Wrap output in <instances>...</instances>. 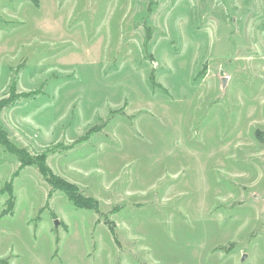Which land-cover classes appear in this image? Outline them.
Here are the masks:
<instances>
[{
	"label": "rangeland",
	"instance_id": "rangeland-1",
	"mask_svg": "<svg viewBox=\"0 0 264 264\" xmlns=\"http://www.w3.org/2000/svg\"><path fill=\"white\" fill-rule=\"evenodd\" d=\"M12 96L99 210L0 145V264H264V0H0Z\"/></svg>",
	"mask_w": 264,
	"mask_h": 264
},
{
	"label": "trees",
	"instance_id": "trees-1",
	"mask_svg": "<svg viewBox=\"0 0 264 264\" xmlns=\"http://www.w3.org/2000/svg\"><path fill=\"white\" fill-rule=\"evenodd\" d=\"M14 96L8 99L0 100V112L4 109L10 107L14 103ZM0 145H3L7 150H9L15 157L18 158L20 165L22 167H30L32 165L36 166L40 173L44 176L45 180H47L53 188H56L65 194L68 195L71 202L77 209H86L92 211H98V202L97 200H91L90 198H86L81 194L79 189L68 182L65 179L57 177L49 164H47V154H37L35 156H31L26 152V150L22 148L15 147L11 141L8 139V136L5 135V132L0 130Z\"/></svg>",
	"mask_w": 264,
	"mask_h": 264
},
{
	"label": "water",
	"instance_id": "water-1",
	"mask_svg": "<svg viewBox=\"0 0 264 264\" xmlns=\"http://www.w3.org/2000/svg\"><path fill=\"white\" fill-rule=\"evenodd\" d=\"M56 224H57V222H56ZM245 259V256L243 257V260Z\"/></svg>",
	"mask_w": 264,
	"mask_h": 264
}]
</instances>
